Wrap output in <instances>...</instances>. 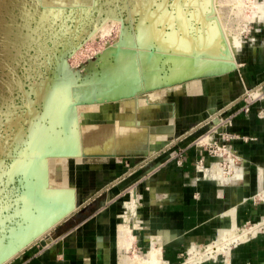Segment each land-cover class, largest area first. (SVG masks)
Instances as JSON below:
<instances>
[{
  "label": "rangeland",
  "instance_id": "1",
  "mask_svg": "<svg viewBox=\"0 0 264 264\" xmlns=\"http://www.w3.org/2000/svg\"><path fill=\"white\" fill-rule=\"evenodd\" d=\"M42 1L0 0V163L3 169L0 176V219H3V224L2 222L0 223V236L13 223L11 214H13L15 206V192L19 190L18 184L20 183L18 175H15L12 179L8 177V165L12 162L13 157L16 154L19 155L25 148L24 138H27L29 127L27 124L32 121H39L44 125H48V117L44 115L43 110L44 102L37 98L38 92L42 89L53 88L57 93L55 99L58 101L55 100L56 102L68 101L67 103L71 105L75 102L71 99L74 100L78 97V99H83L81 100L82 107L87 105L88 102L84 99L85 97H82L85 90L87 92V90L96 88L95 86H102L101 93H104L106 87L102 81L104 77L102 75H105V73L100 67L104 68L103 64L106 59L107 62L109 61L112 64L115 61V57L112 58L113 55L110 54L106 56L103 52L107 47L109 48L118 41L123 27L127 26L129 28L130 24H134L139 17V13L136 10V13L135 11L132 12L133 14L131 13L129 17V9H131L136 0H98V3L96 2L97 6L96 4H94L95 6L76 5L77 3H69L67 0H62L64 5L59 9L47 8ZM220 1L223 3L219 2L220 6L218 5V9L221 12V19L223 18L222 20L226 21V27L233 25L232 28L237 26L239 30L240 28L243 29L240 33L242 45L235 53L238 61L240 50L242 48L246 49L248 44L254 45L255 39L264 35V18L258 17L261 12L259 4H264V0ZM240 14L247 16L245 18L251 17V20L246 22V19H241L244 16ZM188 16L190 17L189 14ZM229 17L233 20L231 19V21ZM230 21L231 23H229ZM236 21L238 23H235ZM228 23L229 25H227ZM235 24L237 25L235 26ZM103 54L105 55L103 56ZM113 63L115 64V62ZM63 73L67 74L64 75ZM63 75L67 76V78L63 77ZM221 76L223 80L225 74L185 78V80L173 82V85L161 87V89L155 91V93L162 97L164 96V98L160 100L162 102L161 104L159 103L158 108L155 106L152 109L148 115L149 119L147 117L145 123L147 125L162 124L172 118L173 120L176 118L178 123H181V127H174V131L187 132L182 137L175 138L178 135L174 132L173 137L150 143L149 146L152 152L146 156L139 154L137 156L122 155L109 158L107 156H96L91 159L83 157L75 160L70 159L69 164L71 166L67 169L69 174L66 182L72 183L75 188L79 189L81 195L78 204L95 195V200H92L96 204L98 203L99 208L108 203L106 201L107 194L114 193V196L119 194L118 199L115 197L110 202L115 209L117 202H119V197L129 191L130 187L139 185L141 193L139 201L142 206L148 202L146 198L148 196L149 183L153 180L156 181V177L162 176L166 172H172L175 167L183 170V167H185L184 156L190 154V151H193L194 156L191 158L192 161L188 162L189 171L186 170L188 174L193 171L195 177L204 178L202 174L198 173L199 170H207L216 164L222 168L225 175H234L242 160L230 145L231 139L235 138L234 134L224 130L230 125V119L225 120L221 110H218V104L214 102L215 95L212 97L208 95L210 96L208 97L209 100L214 103V105L210 104L213 105V108H206L204 112L200 113L196 111L198 104L207 98V92L210 94L211 89L214 87H222L221 82L220 85L216 82L218 77ZM93 77L95 78L93 79ZM196 82L199 84V90L190 97L192 101L189 108L192 112L186 111V113H183L179 112V110L177 114L173 111L170 115V110L172 111V108L174 109L175 107V98L177 97L178 101H180L181 98L185 99L186 96H189L185 88ZM185 83L186 85L180 91L181 85ZM83 87H85V90H82L84 89ZM101 93L99 96L101 95L102 101L96 106L108 105V109L114 111L117 104L109 101L106 98L107 94ZM140 95L145 97L147 91ZM65 96L68 98H65ZM30 103L35 113L33 116L30 115L31 113H27L31 109L29 107ZM97 120L98 116L93 117L90 121ZM209 134H212L211 142L201 139ZM230 160L231 163L229 162ZM48 168L49 173L61 171L60 167H57L53 162L49 163ZM212 179L216 180L215 178ZM147 181H149L148 184ZM16 186L18 188H14ZM150 191H152L151 185ZM253 200H258L256 194ZM92 202L59 224L49 235L47 234L51 236L54 232H59L58 235L49 240V243L52 242L54 244L59 238V241H61L63 234L68 235L75 230L74 228L80 221L93 212V209H98L95 208L97 206L93 207L94 203ZM258 221L260 220L240 224L238 229L247 228L256 222L258 223ZM263 224L258 223V226L261 227ZM1 225L5 227L2 228ZM132 231L135 235H138V229L133 228ZM207 244L203 243L201 245ZM41 247L42 245L39 242H35L23 252L40 249ZM188 248L183 252L182 263L185 260L187 261L189 256ZM211 250L215 251L216 248ZM142 251H145L144 248ZM221 254V252H217L216 255L210 253L207 257L214 258L216 256L218 258L222 256ZM207 257L194 263L205 260ZM12 260L7 264H11Z\"/></svg>",
  "mask_w": 264,
  "mask_h": 264
},
{
  "label": "bare ground",
  "instance_id": "2",
  "mask_svg": "<svg viewBox=\"0 0 264 264\" xmlns=\"http://www.w3.org/2000/svg\"><path fill=\"white\" fill-rule=\"evenodd\" d=\"M67 1L83 6L98 3V0ZM42 2L44 6L51 9H59L64 5L62 0H43ZM219 2L223 3L220 0L135 1L129 9V17L136 10L139 13L137 21L134 24L131 23L129 28L123 27L118 41L103 52L106 56L113 55L115 64L107 62L106 59L104 68L100 67L105 73L102 75L104 76L102 81L106 87L105 89L103 87L104 93L107 94L106 98L117 104L114 111H110L108 105L96 106L102 101L101 95L99 96L102 86H95L96 88L87 92L83 87L82 90L85 91L82 97L88 101L84 107L81 105L83 99L78 97L75 98L76 100L71 99L75 101L71 105L67 103L68 101L56 102L57 93L53 88L38 92L37 98L44 102L43 110L44 115L48 117V125L39 121H30L31 123L27 124L29 126L27 138L23 136L25 148L19 155L16 154L13 157L11 163L9 162L8 177L12 179L18 175L20 183L19 190L15 192V206L11 214L13 223L11 226L8 225L9 228L2 231L0 236V260L16 253L31 241L34 243L37 239L46 237L48 234L46 232L58 217L75 204L78 205L81 195L79 189L72 183L66 182L69 174L67 169L71 166L70 159L75 160L81 157L91 159L111 154L121 156L126 152L143 149L146 143L166 139V134L157 133L146 137L148 125L145 120L155 106L158 108L162 102L160 100L164 98L155 91L161 89L160 87L171 86L173 82H179L184 78L203 74L219 75L236 67L238 61L235 53L242 45L240 33L243 29L239 30L237 24L232 28L233 25L229 23L233 19L231 20L230 17L231 21L227 24L229 27H226V21L221 19V12L218 9ZM259 5L261 12L258 17L264 18V4ZM243 16L241 19H246V22L251 20V17ZM64 75L63 77L67 78ZM146 91L147 95L142 97L140 94ZM66 96L65 98H68ZM31 103L29 106L31 109L29 108L27 113L33 116L35 113ZM96 116H98L97 121H90ZM183 134L175 138H180L179 136ZM201 139L211 142L212 134L203 136ZM147 149L150 154L151 147ZM51 162L60 167L61 171L49 173L48 167ZM229 162L231 163V160ZM1 172L3 169L0 163V176ZM198 173L215 176L220 180L226 178L222 168L216 164L207 170L201 169ZM140 194V186L136 185L119 197L121 213L118 216V243L121 247H125V250L126 247L129 248L134 236L131 232L132 228L139 226L138 198ZM2 221L3 219H0V223ZM1 227L5 226L1 225ZM256 228L251 226L240 228L241 230L226 229L213 243L207 245L193 243L186 263H194L206 258L210 253L224 254L231 242L236 243L246 239ZM47 241L50 242L49 239ZM213 248L217 251H212ZM135 255L136 253L134 257ZM134 260L136 264H162L163 262L160 251L154 247L141 258L135 257Z\"/></svg>",
  "mask_w": 264,
  "mask_h": 264
},
{
  "label": "crops",
  "instance_id": "3",
  "mask_svg": "<svg viewBox=\"0 0 264 264\" xmlns=\"http://www.w3.org/2000/svg\"><path fill=\"white\" fill-rule=\"evenodd\" d=\"M246 46L238 53V65L223 73V80L222 76L218 77L216 82L219 85L221 82L222 87H214L210 94L207 92V98L205 96L206 99L198 104L196 110L200 113L206 108H213L214 103L208 95H215L218 110H221L225 120L230 119V125L224 130L234 134L230 145L242 160L234 175H225L226 178L220 180L209 175L198 178L193 171L188 174L187 165L194 156L190 151L184 156L183 170L175 167L169 174L166 172L156 177V181H147L148 205L145 203L141 206L139 196L140 221L138 227H133L138 229V235L133 233L132 228L134 236L126 250L118 243L121 205L117 202L114 209L110 204L111 199H118L119 194L114 196V193H108V203L98 208V203L92 200L93 207L97 206L95 208L98 209H93L88 217L76 225L75 230L68 235L63 234L61 241L59 238L54 244L48 242L40 249L26 250L11 264H136L135 257L141 258L152 247L160 251L162 264H187L186 260L182 263V255L189 245L188 250L193 243L215 242L222 231L236 229L240 224L257 220L263 224L264 100L251 103L249 110L244 111L241 95L244 87L264 80V35L258 36L254 45ZM185 85H181L180 91ZM198 90V82L187 86L185 91L189 96L185 99L180 97V101L176 97L170 115L173 111L177 114L179 110L192 112L189 108L190 97ZM174 124L181 127L176 118ZM183 133L175 132L176 135ZM255 194L258 200L254 201ZM258 223L250 226L256 228ZM259 227L247 239L231 242L222 256L188 264H264V224ZM143 248L145 251H142Z\"/></svg>",
  "mask_w": 264,
  "mask_h": 264
},
{
  "label": "water",
  "instance_id": "4",
  "mask_svg": "<svg viewBox=\"0 0 264 264\" xmlns=\"http://www.w3.org/2000/svg\"><path fill=\"white\" fill-rule=\"evenodd\" d=\"M205 76L207 75H213V74H203ZM197 76H201V75H197ZM197 76H193V77H197ZM185 80V78H184ZM180 82V81H179ZM161 88V87H160ZM174 120H168L166 123H162V124H150L148 125L147 128V132H146V137L151 135V134H166L167 138L171 137L173 135L174 131ZM187 133V132H185ZM184 135V134H183ZM183 135L179 136L182 137ZM150 143H146V146L143 149H139V150H135L134 152H126L124 155L125 156H137L139 154L141 155H149V153L147 152V148L150 147L149 146ZM140 152V153H138ZM106 156V155H105ZM114 156H120V155H109V157H114ZM122 156V155H121ZM107 157V158H109ZM92 199H95V195H93L92 197H88L87 199L84 200V202L80 203V204H75L74 207H72L71 209H69L66 213H63L62 215H60L58 217V219L52 224V226L48 229V231L46 233H48V235L51 233L52 230H54L59 224H61L63 221H66L67 219H69L75 212H77L78 210H80L82 207L86 206L87 204L90 203V201ZM59 232H54L51 236H47L46 237H41L39 239H37V241L35 242H39L41 245H46L48 243V239H52L54 236L58 235ZM34 242V243H35ZM31 244H33V241H31L30 243H28L27 245H24L19 251H17L16 253H13L9 256L4 257L3 259L0 260V264H7L9 261H11L14 257L18 256L21 252H23L28 246H30Z\"/></svg>",
  "mask_w": 264,
  "mask_h": 264
},
{
  "label": "built area",
  "instance_id": "5",
  "mask_svg": "<svg viewBox=\"0 0 264 264\" xmlns=\"http://www.w3.org/2000/svg\"><path fill=\"white\" fill-rule=\"evenodd\" d=\"M241 99L244 101L242 109L249 110V105L256 101L264 100V80L253 83L250 86L244 87Z\"/></svg>",
  "mask_w": 264,
  "mask_h": 264
}]
</instances>
